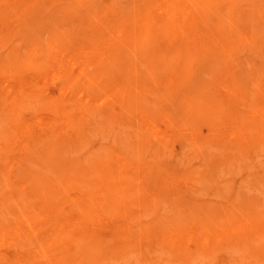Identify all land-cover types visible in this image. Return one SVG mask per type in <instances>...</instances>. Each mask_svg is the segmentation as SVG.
<instances>
[{
  "label": "bare ground",
  "instance_id": "1",
  "mask_svg": "<svg viewBox=\"0 0 264 264\" xmlns=\"http://www.w3.org/2000/svg\"><path fill=\"white\" fill-rule=\"evenodd\" d=\"M260 20L0 0V264H264Z\"/></svg>",
  "mask_w": 264,
  "mask_h": 264
},
{
  "label": "rangeland",
  "instance_id": "2",
  "mask_svg": "<svg viewBox=\"0 0 264 264\" xmlns=\"http://www.w3.org/2000/svg\"><path fill=\"white\" fill-rule=\"evenodd\" d=\"M107 1V0H106ZM106 3H108V2H106ZM241 4L242 5H244V6H246L245 4H246V2H244V1H242L241 2ZM259 23V25H258V27H259V29H260V31H261V34L263 33V35H261V39H262V41H264L263 39H264V21L262 20H260V21H258ZM261 23V24H260ZM260 25H262V26H260ZM261 28H263L262 30H261ZM263 44H264V42H263ZM261 64V63H260ZM239 180H240V178H239Z\"/></svg>",
  "mask_w": 264,
  "mask_h": 264
}]
</instances>
